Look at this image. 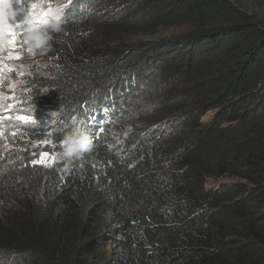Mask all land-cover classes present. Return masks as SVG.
<instances>
[{"label":"trees","instance_id":"1","mask_svg":"<svg viewBox=\"0 0 264 264\" xmlns=\"http://www.w3.org/2000/svg\"><path fill=\"white\" fill-rule=\"evenodd\" d=\"M66 13L51 67L11 78L36 127L0 150V264H264V0Z\"/></svg>","mask_w":264,"mask_h":264},{"label":"clouds","instance_id":"2","mask_svg":"<svg viewBox=\"0 0 264 264\" xmlns=\"http://www.w3.org/2000/svg\"><path fill=\"white\" fill-rule=\"evenodd\" d=\"M31 1L33 0H0V39L10 37V32L14 33V36L25 34L29 41V45L33 49L43 51L49 47L51 33L61 31L62 20H65L70 16L66 13L67 7L74 0H64L61 3L59 0H46L45 9L38 14L34 11V13L30 11L29 3ZM53 6H55V8L50 10ZM32 33L39 34L38 38L34 39ZM3 50L4 48H0V86L7 85L15 74L22 75L26 71L25 66L28 64L20 62L21 57L23 58V56L12 53L11 60L15 61H12V65H10V60L5 62L1 58ZM48 53L46 52L45 54ZM16 57L19 58L17 59ZM8 98L11 99L0 102V142L15 139L24 132L21 131V129H16V124L21 127H29L28 124L32 127H36V124H34L35 118L31 117L28 113L25 115H28L32 119L28 124H23L19 120V117L24 115H21L19 112L18 107L21 106V101L18 100L16 94H11ZM97 103L98 102L94 101L84 103L87 113L92 109L99 107ZM89 105H91V107L88 109ZM105 119L106 121L101 122V126L99 127L101 129L98 128V131H101L106 124H110L111 116H108L107 114ZM70 122L73 123V127L71 131L65 133L61 145V156L68 160L79 157L93 149L92 134L84 127V125L80 124L79 118L76 116L70 117ZM68 125L69 124H67L66 127ZM94 126L95 125L93 124H89L90 128H93ZM48 127L49 126L46 123L43 125V129ZM7 143H11V141ZM45 158L47 157H44V159L39 158V161L44 160L43 163H46Z\"/></svg>","mask_w":264,"mask_h":264},{"label":"rangeland","instance_id":"3","mask_svg":"<svg viewBox=\"0 0 264 264\" xmlns=\"http://www.w3.org/2000/svg\"><path fill=\"white\" fill-rule=\"evenodd\" d=\"M45 7H46V0H33V1H31L29 3V9H30V11L32 13L36 12L38 14L39 12L44 10ZM53 8H55V6H53L50 10H52ZM38 35L39 34L32 33V36H33L34 39L38 38ZM11 38L12 37L0 39V48L1 49L4 48V50H3L2 54H1V58H2L3 61L8 62L10 60V65H12V61H15V60H11V56H12L11 54L12 53H16V54H20L21 56H23V58H24L26 63H28V64H36L37 68H39V67L40 68L51 67L53 61L51 60L50 53L45 54L46 51H39V50L33 49L29 45V41L26 38L25 34L21 35V36H14V39H15V45L14 46L10 45L8 43V41ZM0 62H1V60H0ZM15 66H17V65H15ZM12 82H13V80L10 79V81L8 82L7 85L0 86V102L1 101H7V99H11V98H8V97L11 96V95H9L10 93H12V95L16 94V91L12 90V88H14V85H11ZM24 117H29V116L28 115H24ZM29 118H30L29 121H22L20 119L19 120L23 124H28L32 120L31 117H29ZM204 119H207V117H205ZM17 139L18 138L1 141L0 142V150H3V149L8 147V143L7 142H10V141H14L15 142V140H17ZM44 143H46V142H44ZM211 183L213 184L214 182L211 181Z\"/></svg>","mask_w":264,"mask_h":264},{"label":"snow or ice","instance_id":"4","mask_svg":"<svg viewBox=\"0 0 264 264\" xmlns=\"http://www.w3.org/2000/svg\"><path fill=\"white\" fill-rule=\"evenodd\" d=\"M9 36L12 37V38L8 41V43H9L10 45H13V46H14V45H15L14 33H11V32H10V33H9ZM16 58L18 59L19 57H16ZM19 119L22 120V121H29V120H30L29 117H24V116L19 117ZM41 156H42V157H47L48 154H47V153H42ZM40 162L43 163L44 160H41Z\"/></svg>","mask_w":264,"mask_h":264}]
</instances>
